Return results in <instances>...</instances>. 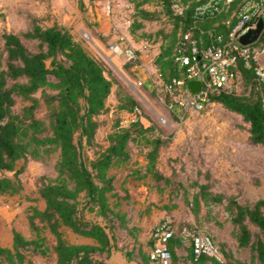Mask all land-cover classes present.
Listing matches in <instances>:
<instances>
[{
  "label": "trees",
  "instance_id": "trees-1",
  "mask_svg": "<svg viewBox=\"0 0 264 264\" xmlns=\"http://www.w3.org/2000/svg\"><path fill=\"white\" fill-rule=\"evenodd\" d=\"M207 0H140L131 27H141L139 18L166 19L171 25L159 27L154 34L160 41L155 64L163 83L183 77L186 67L175 59L181 33L190 32L201 46L210 44L217 34L229 35L234 22L233 12L246 0H235L227 10L212 16H198L196 8ZM153 3L154 8L145 5ZM181 6V10L176 7ZM29 26L21 33L0 30V193H17L23 188L21 161L57 153L56 177L44 176L39 194L45 207L32 206L28 221L32 236L13 229L11 245L0 242V264H41L34 255L53 252V264H110L104 258L112 255V241L129 259L151 263L140 239L143 226L124 207L130 199L120 192L112 168L128 165L132 156L130 143L144 135L145 127L138 119L119 125L108 134V145L87 158L84 148L96 142L100 121L96 117L107 109L113 80L107 76L101 59L89 51L85 43L57 21L52 24L29 14ZM134 24V25H133ZM35 42L29 46L25 40ZM264 40V34L261 37ZM244 82L250 84L249 94L212 92L210 101L242 115L249 123V139L264 145V111L253 69L239 64ZM169 97V95H167ZM19 101L25 103L18 106ZM125 101L123 106L133 109ZM45 112L40 115L42 107ZM161 137L149 139L144 151L145 169H135L139 178L150 177L159 186L171 183L158 165ZM12 171L13 174H8ZM195 201L224 203L233 224L232 235L239 249H249V259L235 258L228 242L219 244L224 260L209 255L195 256L191 242L188 258L199 264H264V198L241 202L234 195L213 193L208 182L198 183ZM84 210L93 211L100 220L84 217ZM253 225V226H252ZM93 238L95 242H74L67 232ZM118 231L127 233L131 245L119 244ZM119 232V233H120ZM184 233H175L170 240L172 261H186L180 248ZM130 241V240H129Z\"/></svg>",
  "mask_w": 264,
  "mask_h": 264
},
{
  "label": "rangeland",
  "instance_id": "rangeland-1",
  "mask_svg": "<svg viewBox=\"0 0 264 264\" xmlns=\"http://www.w3.org/2000/svg\"><path fill=\"white\" fill-rule=\"evenodd\" d=\"M89 1L94 5L103 6V0H100L101 3L97 0ZM53 2L54 0H0V30L23 32L29 26V14L48 23V20L54 18L51 11L54 9ZM84 5L85 2L79 0L78 3L70 5L66 11L74 14L77 19L78 10L83 9ZM58 17L57 15L55 18ZM127 17L134 19V12ZM163 24L166 25L165 28L169 33L171 25L166 19L153 22L151 28L156 31ZM155 31H146L145 38L154 40ZM87 32L84 29L78 31L77 28L74 31L75 36L96 55L95 46ZM25 41L29 46L35 47L34 41L27 39ZM102 62L113 80V87L107 100V109L96 116L100 121L96 132L97 140L92 147L84 148L85 156L94 157L95 151L107 144L108 134L119 125H124L122 120L131 117L133 109L123 106L125 101L130 100H134V105L139 108V120L145 127L150 128L144 135L138 136L130 143L132 153L130 162L123 167L114 168L116 174L121 172L123 175L137 164L145 169L144 162L147 158L144 151L149 146V139L156 136L161 137L164 142L160 148L158 165L167 176L171 177V183L166 185L161 183L158 186L160 195L154 199L157 202L153 200L148 204L146 200L141 203L133 202L132 199L123 200L124 207L130 210L134 217L140 220L147 219L151 224L144 233L142 232V242L150 248V240L155 228L164 218L169 217L175 221L177 233H183L185 226L190 229L201 228L211 234L220 245L224 241L228 242L227 248L235 250V258L249 259V249L237 247V239L232 235L233 224L225 204L206 202L203 199L198 205L195 201L200 182H208L213 193L234 195L241 202L252 203L264 198V145L251 143L249 123L241 114L226 108L218 101H211L201 111H190L181 121L169 106L170 98L164 91V83L158 70H154V65L146 69L147 75L152 76V81L147 83L146 77L135 75L134 86L131 87L110 63L105 59H102ZM117 62L122 64L124 61ZM139 80L142 81L141 84ZM239 81V93L249 94L250 84L244 82L241 74ZM23 103L25 102L19 101L18 106ZM44 112L45 106L42 107L40 115ZM56 161V152L41 158L29 157L21 161L24 167L20 175L23 188L13 194L0 193L1 244H12L14 228L28 237L32 236L28 213L32 206L45 207V200L38 190L44 176L56 177ZM8 174L13 172L10 171ZM83 213L86 219H101L93 211L84 210ZM119 232V244L131 245V238L127 233ZM67 237L74 242L87 240L70 230L67 232ZM190 245L191 239H184L179 251L187 259L180 264H199L191 262L188 258ZM117 250L123 254L122 250ZM33 258L41 264H53L55 261L53 252L48 255H34Z\"/></svg>",
  "mask_w": 264,
  "mask_h": 264
},
{
  "label": "built area",
  "instance_id": "built-area-1",
  "mask_svg": "<svg viewBox=\"0 0 264 264\" xmlns=\"http://www.w3.org/2000/svg\"><path fill=\"white\" fill-rule=\"evenodd\" d=\"M235 0H207L196 8L198 16H212L227 10ZM114 0H103V7L107 11L113 10ZM181 10V6L176 7ZM234 22L229 35L224 37L217 34L207 46L201 47L190 32L181 33L175 51V59L181 66L186 67L183 77H174L172 81L164 83V91L169 95V106L175 116L183 121L190 111H201L209 104L212 92L239 93L240 69L239 64L251 68L262 98L264 111V40L261 37L250 44H243L240 36L257 25L258 20L264 18V0H246L233 12ZM114 52L124 55L129 61L137 62L140 57L136 46L117 42L111 45ZM201 80L199 91L193 92L188 82ZM140 84L141 80L138 81ZM139 108H133L129 119L122 120L124 125L140 119ZM177 226L169 217L155 228L152 236V247L149 252L151 263L170 264L172 251L170 240L175 235ZM183 233L190 238L196 257L203 254L218 260H224V253L211 234L201 228L190 229L184 227Z\"/></svg>",
  "mask_w": 264,
  "mask_h": 264
},
{
  "label": "crops",
  "instance_id": "crops-1",
  "mask_svg": "<svg viewBox=\"0 0 264 264\" xmlns=\"http://www.w3.org/2000/svg\"><path fill=\"white\" fill-rule=\"evenodd\" d=\"M78 1L79 0H54L52 4L54 9L51 10L52 16H54V18L51 21L48 20L47 22L49 24H52L53 22L57 21L59 24H64L65 26H67L73 33L75 31V28H77L78 31L82 29L87 30V33L89 34L92 43L95 46L97 52L96 56L99 59H105L108 63H110L120 73L122 78L129 83L131 87L134 86L133 81L135 75H142L143 77H146L147 83L152 81V76L150 74L147 75L146 69L149 66V68H151V65H154V70H158L154 60L156 53L160 49V41H157L155 39V34V42L152 39H146L145 36L146 31H155L153 28H151V25L157 20H147L139 18L138 21L142 22L143 25L141 27H131L130 25L133 22V19L127 17L130 16V13H135L136 3L140 0H114L116 5L111 11L105 10V8L101 5H94L89 0H83L85 2L84 8L78 10L77 14L79 16L77 17V19H75V15L69 11H66V9L70 5L78 3ZM97 2L101 3L102 1L97 0ZM145 6L149 9L154 8L153 3L147 4ZM57 15L59 17L55 18L57 17ZM117 42L136 46L140 53L139 60L137 62L129 61L124 55L114 52V50L111 48V45ZM117 61L124 62L120 64ZM105 72L109 77L106 69ZM107 145L108 140L105 146ZM144 163L147 164V160H145ZM132 167L134 168L129 169L128 172L124 173L123 175H121V172H119V174H116V184L118 186V189L120 190V192H127L130 196L129 198L132 199L133 202L140 201L141 203L144 200H146L148 204L153 202V200L158 195H160L158 186L154 184V180H152L149 176L139 178L135 174H132L135 169H142L140 166H138V164L137 166L135 165ZM114 168H112V172L116 173ZM146 178H148L149 180H147ZM154 201L157 202V200ZM148 222L149 220L147 219L140 220V224L143 226V233L148 229L147 227L151 226V224H149ZM142 232L141 234H143ZM81 236L87 239L82 242H95L93 238L83 235ZM140 239H142L141 235ZM150 241V248H148V246H146L145 243L142 242L148 254L152 247V239Z\"/></svg>",
  "mask_w": 264,
  "mask_h": 264
},
{
  "label": "water",
  "instance_id": "water-1",
  "mask_svg": "<svg viewBox=\"0 0 264 264\" xmlns=\"http://www.w3.org/2000/svg\"><path fill=\"white\" fill-rule=\"evenodd\" d=\"M263 29H264V18L261 17L258 20L257 25L255 27L250 28L246 33H244L240 36V41L243 44H250V43L257 41L261 37ZM188 86L193 92H197L200 90V88L202 86V82H201V80H190L188 82ZM127 103L129 105L132 104V102H130V101ZM104 259H105V261H107L110 264H143L142 262H140L138 260H130L125 255L119 253L115 244H114V241H112V255H111V257L104 258Z\"/></svg>",
  "mask_w": 264,
  "mask_h": 264
}]
</instances>
